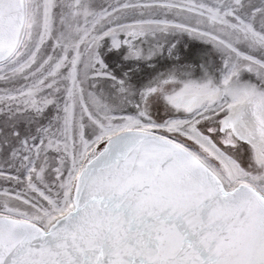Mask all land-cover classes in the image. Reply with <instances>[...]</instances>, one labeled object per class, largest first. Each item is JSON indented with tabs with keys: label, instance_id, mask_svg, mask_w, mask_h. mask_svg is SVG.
<instances>
[{
	"label": "snow or ice",
	"instance_id": "obj_1",
	"mask_svg": "<svg viewBox=\"0 0 264 264\" xmlns=\"http://www.w3.org/2000/svg\"><path fill=\"white\" fill-rule=\"evenodd\" d=\"M0 264H264V0H0Z\"/></svg>",
	"mask_w": 264,
	"mask_h": 264
}]
</instances>
